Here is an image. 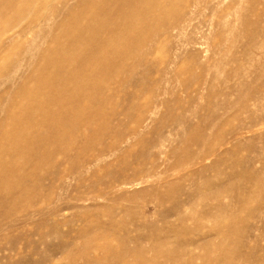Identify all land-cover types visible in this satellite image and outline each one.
Here are the masks:
<instances>
[{
	"label": "rangeland",
	"instance_id": "obj_1",
	"mask_svg": "<svg viewBox=\"0 0 264 264\" xmlns=\"http://www.w3.org/2000/svg\"><path fill=\"white\" fill-rule=\"evenodd\" d=\"M80 1L2 0L0 264H264V0H142L93 105L31 110Z\"/></svg>",
	"mask_w": 264,
	"mask_h": 264
},
{
	"label": "bare ground",
	"instance_id": "obj_2",
	"mask_svg": "<svg viewBox=\"0 0 264 264\" xmlns=\"http://www.w3.org/2000/svg\"><path fill=\"white\" fill-rule=\"evenodd\" d=\"M19 1L26 3L25 0ZM100 1L101 4L96 6L95 0H81V6L95 7V13L88 15L86 21H80V15L74 16L70 24L65 27L63 25L62 34L67 38V44L65 46L59 45L57 48L60 54L48 57L45 61L48 64L47 67L55 69L57 72L45 74L37 81L35 91L23 95V98L29 104V109H46L49 106H57L64 110V100L67 103L76 101L78 103L87 102L93 105V99L98 97V92L108 83V79L104 78L100 82L91 76H95L96 74L103 76V73H105L106 77V71H109L110 74L120 71V67L115 64L110 66L109 63L110 57L121 51L118 48L119 45H124L123 48L129 51L128 53H132L131 50L140 48L141 44L146 45L145 36L148 37V34L152 33V30L146 25L149 14L147 10L144 11L140 7L142 0H120V5L114 12L110 11L109 8L115 0ZM150 1L152 4L160 6L162 0ZM1 4L2 0H0V21H8L9 23L10 17H8V14L10 12L1 7ZM10 9L15 11L13 5ZM19 14L20 12L16 13V19L20 17ZM115 16L120 17L121 22L112 27V20ZM146 26L147 28L145 29ZM139 28L143 29V31L138 32ZM103 33H106L105 37L102 36ZM68 65L73 66L71 71L66 70ZM69 84H73V89L69 88ZM40 95L45 97V101L41 105L37 101ZM93 113L94 115H98L99 111H96V113L93 111ZM61 117L64 118V112L61 114ZM54 119L55 114L48 112L41 118V121H46L52 125ZM28 121L31 124L28 127L34 129V120L28 118ZM17 130L20 135L16 133L12 139L23 141L24 136L22 133L24 132V128L17 127ZM36 140L41 141L40 138H36ZM31 141H34V139ZM21 150H17L14 153L19 156L22 154ZM5 154L6 152L4 151L2 155ZM16 158L14 156L12 160L15 161H11L8 165L14 170L19 166L17 165ZM0 168H6L2 161ZM3 175V173H0V179L3 178Z\"/></svg>",
	"mask_w": 264,
	"mask_h": 264
}]
</instances>
